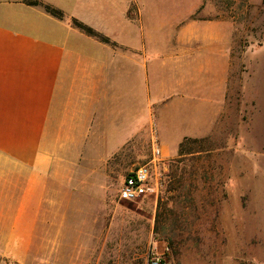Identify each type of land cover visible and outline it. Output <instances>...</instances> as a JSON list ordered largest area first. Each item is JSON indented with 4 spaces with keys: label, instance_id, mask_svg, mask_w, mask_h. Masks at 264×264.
I'll return each instance as SVG.
<instances>
[{
    "label": "crops",
    "instance_id": "crops-1",
    "mask_svg": "<svg viewBox=\"0 0 264 264\" xmlns=\"http://www.w3.org/2000/svg\"><path fill=\"white\" fill-rule=\"evenodd\" d=\"M39 1L64 17L0 0L2 241L34 225L47 196L59 205L68 149L118 150L154 121L176 151L212 132L230 84L235 32L204 15L205 0Z\"/></svg>",
    "mask_w": 264,
    "mask_h": 264
},
{
    "label": "rangeland",
    "instance_id": "rangeland-1",
    "mask_svg": "<svg viewBox=\"0 0 264 264\" xmlns=\"http://www.w3.org/2000/svg\"><path fill=\"white\" fill-rule=\"evenodd\" d=\"M205 4L206 17L235 32L212 132L186 137L198 142L187 141L185 155L164 147L154 121L118 150L95 139L68 149L59 205L47 196L34 225L0 239V264H148L153 251L176 264H264V0ZM154 145L158 195L121 199Z\"/></svg>",
    "mask_w": 264,
    "mask_h": 264
},
{
    "label": "built area",
    "instance_id": "built-area-1",
    "mask_svg": "<svg viewBox=\"0 0 264 264\" xmlns=\"http://www.w3.org/2000/svg\"><path fill=\"white\" fill-rule=\"evenodd\" d=\"M161 148L153 147V157L149 163L141 164L133 169L124 179L120 190V198L127 201H135L140 198L158 195L160 180L157 176V168L161 162ZM148 264H176L165 256V252L153 251L148 257Z\"/></svg>",
    "mask_w": 264,
    "mask_h": 264
},
{
    "label": "trees",
    "instance_id": "trees-1",
    "mask_svg": "<svg viewBox=\"0 0 264 264\" xmlns=\"http://www.w3.org/2000/svg\"><path fill=\"white\" fill-rule=\"evenodd\" d=\"M26 3L30 4V5H40L43 6L44 9L50 13L51 15L58 17V18H63L64 17V13L63 11H61L60 9H57L49 4H44L42 2H40L39 0H25ZM72 25L79 29L80 31L84 32L85 34L92 36L102 42H110V39L108 37H106L105 35H103L101 32H99L98 30H96L95 28L91 27L90 25L84 23L83 21L77 19V18H73L71 21ZM187 141H197L198 139H190V138H186L180 145L179 151H180V155H185L187 154V149H186V142Z\"/></svg>",
    "mask_w": 264,
    "mask_h": 264
}]
</instances>
